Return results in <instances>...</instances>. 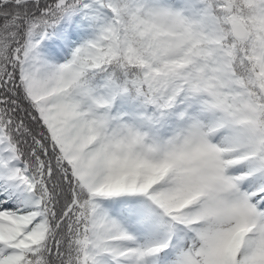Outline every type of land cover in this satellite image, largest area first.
Listing matches in <instances>:
<instances>
[{
	"label": "snow or ice",
	"instance_id": "6c2138e0",
	"mask_svg": "<svg viewBox=\"0 0 264 264\" xmlns=\"http://www.w3.org/2000/svg\"><path fill=\"white\" fill-rule=\"evenodd\" d=\"M0 264H264V0H0Z\"/></svg>",
	"mask_w": 264,
	"mask_h": 264
}]
</instances>
